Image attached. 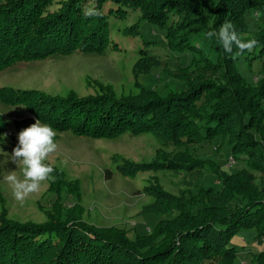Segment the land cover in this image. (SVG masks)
<instances>
[{"label": "trees", "instance_id": "obj_1", "mask_svg": "<svg viewBox=\"0 0 264 264\" xmlns=\"http://www.w3.org/2000/svg\"><path fill=\"white\" fill-rule=\"evenodd\" d=\"M52 1L0 0V70L19 61L56 55L105 54L114 49L109 19L123 16L126 8H132L141 14V23L163 30L170 50L179 55L190 52L187 66L202 65L219 82L210 83L211 90L202 85L200 88L199 84L191 90L180 89L164 97L148 95L145 99L118 98L109 86L101 93L87 96L0 87V101L23 105L27 111V116L15 119L16 132L39 119L56 132L92 139L150 132L179 146L184 137L202 142L220 136L244 166L227 174L212 161L185 151L176 158L157 157L146 163L124 159L122 174L192 166L193 170L199 169L200 179V168L207 163L222 185L220 189L204 187L201 180L196 193L184 191L180 195L157 183L146 187V194L154 201L145 207L144 213L160 218L154 229L136 233L134 239L122 234L116 237L110 229L97 230L79 223L73 208L49 211L42 223L19 222L2 213L0 264H233L236 249L229 245V240L238 228H256L260 237L264 236V190L254 183L257 172L260 178L264 177V104L259 93L251 95L244 90L249 83L236 69L239 57L225 53L215 37L214 59L201 55L194 47L191 36L207 33L203 27H196V9L189 10L197 0H93L91 5L88 0H61L59 7L49 10ZM211 4L217 15L212 22L215 30L211 31L217 32L226 21L238 33L247 32L246 12L264 10V0H211ZM89 6L101 15L85 17L84 9ZM180 7L187 9L196 26L189 22L186 30L180 29L178 36H172L165 25L166 15ZM255 34L258 46L254 49L259 51L258 55L264 54V31ZM155 56H140L133 65V73H149L158 67ZM188 80L183 78L181 83ZM259 83L264 84V78ZM262 86L258 92L264 90ZM205 88L208 92H200ZM57 186L59 189L61 184ZM148 238L151 239L145 245L136 244ZM258 259V264H264V253Z\"/></svg>", "mask_w": 264, "mask_h": 264}, {"label": "rangeland", "instance_id": "obj_2", "mask_svg": "<svg viewBox=\"0 0 264 264\" xmlns=\"http://www.w3.org/2000/svg\"><path fill=\"white\" fill-rule=\"evenodd\" d=\"M58 1L61 0H53L47 9L59 7ZM92 3L93 0L87 1L89 5ZM211 6V0L194 2L189 10L196 9L197 15L193 17L197 21L190 20L187 9L182 10V7L169 10L165 25L172 36H178L181 30L187 29L189 22L195 21L196 27L211 31L214 28L212 22L217 17ZM257 11L261 13L259 17L255 15ZM245 18L249 29L239 33L243 38H253L259 30L264 31V10H249ZM141 19L137 10L126 8L123 16L109 19L114 49L102 55L72 53L30 62L19 61L0 70V87L36 89L60 96L70 92L87 96L101 93L109 86L118 98L145 99L148 95L164 97L180 89L191 90L199 84L200 88L202 85L211 90L209 84L219 82L210 69L204 70L206 67L202 65L197 68L187 66L191 59L190 52L179 55L170 50L163 30L141 23ZM190 39L201 55L214 59L213 39H207L204 32L192 35ZM147 54L156 55L159 66L149 73L135 75L133 65L140 56ZM258 54L259 51L253 49L251 53L239 57L236 69L249 83L248 89L244 90L251 95L259 93L258 98L264 104V90L258 92L264 85L259 83V79L264 78V54ZM183 78H188L189 82L181 83ZM200 92L208 90L205 88ZM27 115L23 105L0 101V148L5 152L0 153V215L4 213L6 218L19 222L42 223L47 220L46 213L49 211L60 209L62 212L73 208L79 223L97 230L110 229V234L116 237L122 234V237L134 239L136 233H149L154 229L160 218L152 213H144L145 207L154 201L146 194V187L157 183L164 190L180 195L184 191L196 193L201 180L204 187L213 189H220L222 184L218 174L209 170L207 163L200 168V171L203 169L200 179L199 169L193 170L192 166L187 169L139 170L134 175L122 174L120 167L124 165V159L146 163L157 157L176 158L185 151L212 161L221 172L227 174L244 166L243 162L233 157L227 141L220 136L202 142L184 137L182 144L175 146L150 132L135 136L123 134L112 139H92L76 137L70 132H56L58 150L46 161L54 168V180L43 182L37 193L20 203L14 199L4 176L9 171L21 175L20 168L10 160L8 154L18 144L19 132L15 130L14 121ZM260 176L258 172L255 174L254 183L264 190V177ZM57 184H61L59 189ZM113 229L126 232L123 234ZM150 239L137 241L136 244L145 245ZM229 245L236 249L233 264H258V255L264 253V236L260 237L256 228L240 227L230 238Z\"/></svg>", "mask_w": 264, "mask_h": 264}, {"label": "clouds", "instance_id": "obj_3", "mask_svg": "<svg viewBox=\"0 0 264 264\" xmlns=\"http://www.w3.org/2000/svg\"><path fill=\"white\" fill-rule=\"evenodd\" d=\"M83 15L98 17L101 12L94 6H89L84 9ZM255 15L259 17L261 13L257 11ZM205 37L207 39L215 37L225 53L237 58L244 56L246 52L251 53L258 46L255 38H243L228 21L220 25L218 32L208 31ZM56 135V131L50 125L41 123L39 119L18 133V144L8 156L20 168L21 175L18 176L16 171H9L4 176L16 201L23 203L30 195L40 190L43 182L54 180L52 175L54 168L46 161L58 150ZM0 153H5L2 148Z\"/></svg>", "mask_w": 264, "mask_h": 264}, {"label": "built area", "instance_id": "obj_4", "mask_svg": "<svg viewBox=\"0 0 264 264\" xmlns=\"http://www.w3.org/2000/svg\"><path fill=\"white\" fill-rule=\"evenodd\" d=\"M231 161H233V159H230Z\"/></svg>", "mask_w": 264, "mask_h": 264}]
</instances>
